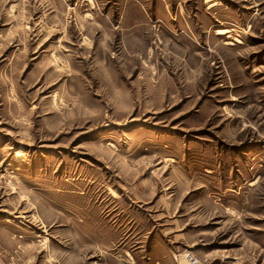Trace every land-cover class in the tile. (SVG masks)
I'll return each mask as SVG.
<instances>
[{"label":"rangeland","instance_id":"obj_1","mask_svg":"<svg viewBox=\"0 0 264 264\" xmlns=\"http://www.w3.org/2000/svg\"><path fill=\"white\" fill-rule=\"evenodd\" d=\"M264 264V0H0V264Z\"/></svg>","mask_w":264,"mask_h":264},{"label":"built area","instance_id":"obj_2","mask_svg":"<svg viewBox=\"0 0 264 264\" xmlns=\"http://www.w3.org/2000/svg\"><path fill=\"white\" fill-rule=\"evenodd\" d=\"M184 259L189 263V264H201L199 260L192 255L191 253H186L184 255Z\"/></svg>","mask_w":264,"mask_h":264}]
</instances>
